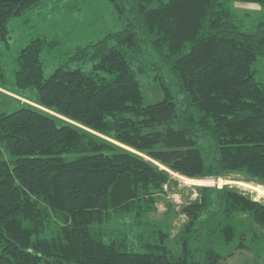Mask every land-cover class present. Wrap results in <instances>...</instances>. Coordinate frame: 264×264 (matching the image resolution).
Here are the masks:
<instances>
[{
    "label": "trees",
    "instance_id": "obj_1",
    "mask_svg": "<svg viewBox=\"0 0 264 264\" xmlns=\"http://www.w3.org/2000/svg\"><path fill=\"white\" fill-rule=\"evenodd\" d=\"M49 1L0 0V42L11 19ZM107 1L122 30L76 47L47 78L48 44L33 39L12 86L0 84L35 105L6 96L18 106L0 112V264H221L256 252L264 203L231 186H194L173 237L149 217L177 188L172 174L264 186V20L244 30L228 7L264 0ZM143 46L183 93L181 112L164 85L143 104L132 68Z\"/></svg>",
    "mask_w": 264,
    "mask_h": 264
},
{
    "label": "rangeland",
    "instance_id": "obj_2",
    "mask_svg": "<svg viewBox=\"0 0 264 264\" xmlns=\"http://www.w3.org/2000/svg\"><path fill=\"white\" fill-rule=\"evenodd\" d=\"M123 3L126 4L125 0ZM228 7L234 21L244 30H253L258 22L264 20V7L257 4L231 3ZM125 25L126 18L124 16L119 18L107 0H50L37 9L9 21L8 44L0 42V84L5 85L6 88L12 86L15 70L14 59L17 53L33 39H44L48 44L40 54L43 75L47 78L55 69L65 63L76 47L89 42L94 43L107 33L122 30ZM143 51L142 67L139 62L132 65L140 83L143 104L151 105L160 102L164 97L161 88L164 85L173 95L177 111L181 112L184 106L183 93L178 90L157 55L148 46H143ZM262 61L263 70L256 77L259 81H264V60ZM91 65L92 62L86 61L80 66L83 71L88 73ZM76 67L77 64L71 66V68ZM140 67L143 71L139 70ZM102 76L106 75L102 74ZM32 92L35 95V92ZM6 96L14 98L20 103L35 106L15 94L0 89V112L5 110L11 112L18 106L16 101ZM201 142L199 148L202 151L211 150L210 142L207 139H202ZM2 157L8 162L14 159L7 152H3ZM172 178L177 181V188L173 189L172 192H167L165 202L157 203V213L149 217L159 225L165 222L169 227L171 237L175 235L185 220V217L179 213L181 206L196 197L195 192H192L193 185H184L176 174H172ZM240 178L239 175H232L226 180L220 178L203 180H211L216 183L222 181L221 187L224 185L234 187L249 195L253 200L264 203V196L252 190L253 187H260L264 193V186L237 181ZM221 187L216 186V188ZM215 209L214 206L206 214V219L211 217ZM260 232L264 237V230L260 229ZM169 242L170 248L175 254L176 249L172 239ZM221 264H264V242L256 252H235L226 257Z\"/></svg>",
    "mask_w": 264,
    "mask_h": 264
},
{
    "label": "bare ground",
    "instance_id": "obj_3",
    "mask_svg": "<svg viewBox=\"0 0 264 264\" xmlns=\"http://www.w3.org/2000/svg\"><path fill=\"white\" fill-rule=\"evenodd\" d=\"M179 178L182 180V183L184 185H188V186H208V187H221L222 185V181H218L217 183L214 182V181H211V180H192V179H187V178H182L179 176ZM180 180V181H181ZM253 191L257 192L258 194L260 195H263L264 196V193L262 191V189L260 187H253L252 188Z\"/></svg>",
    "mask_w": 264,
    "mask_h": 264
}]
</instances>
